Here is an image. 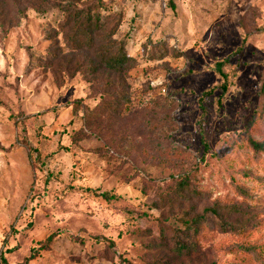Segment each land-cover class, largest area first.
<instances>
[{
	"label": "rangeland",
	"instance_id": "374dc122",
	"mask_svg": "<svg viewBox=\"0 0 264 264\" xmlns=\"http://www.w3.org/2000/svg\"><path fill=\"white\" fill-rule=\"evenodd\" d=\"M102 1L121 74L0 0V264H264V0Z\"/></svg>",
	"mask_w": 264,
	"mask_h": 264
},
{
	"label": "trees",
	"instance_id": "16d2710c",
	"mask_svg": "<svg viewBox=\"0 0 264 264\" xmlns=\"http://www.w3.org/2000/svg\"><path fill=\"white\" fill-rule=\"evenodd\" d=\"M63 2L64 4L58 5L56 9L63 15V24L60 26V30L70 51H94L96 57L108 70L118 74L124 73L126 68L136 64V61L126 53V41L117 39L119 30L125 23L122 14L110 15L107 17L106 22H103V16L99 11L105 4L102 0H63ZM172 9H174L173 5ZM109 24H112V26L109 27ZM105 44L108 45L104 47ZM224 66L225 62H218L215 65V71L222 79V84L217 87V90L221 91V99L229 90V77L224 70ZM214 90L215 88H212L204 95L210 96L214 94ZM262 91L264 92V84ZM123 104L119 105L114 112L119 113ZM107 105L109 106V104ZM105 114H107L106 110L102 117ZM251 144L255 148H261L259 144L254 142H251ZM89 191L98 194L96 190ZM98 196L109 201L117 198L115 195H110V193H101ZM52 240L53 236L45 240L39 247L32 249L27 261L33 260L39 251L47 249ZM186 249L185 245L177 244L176 250Z\"/></svg>",
	"mask_w": 264,
	"mask_h": 264
}]
</instances>
